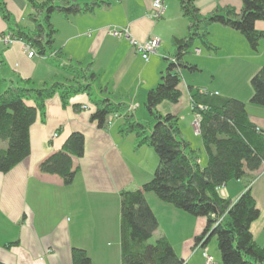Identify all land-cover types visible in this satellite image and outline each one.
I'll list each match as a JSON object with an SVG mask.
<instances>
[{
	"label": "crops",
	"instance_id": "obj_1",
	"mask_svg": "<svg viewBox=\"0 0 264 264\" xmlns=\"http://www.w3.org/2000/svg\"><path fill=\"white\" fill-rule=\"evenodd\" d=\"M2 1L11 20L32 28L27 16L31 12L29 0ZM153 1L108 0L109 5L91 13H53L51 23L56 32L49 56H28L26 44L19 39L3 41L1 37L8 31L9 23L0 13V92L18 77H30L39 85L72 79L77 73L93 74L90 94H75L67 104L61 103L60 96L55 94L44 102V111L37 113L30 125L29 155L9 172L0 173L2 263L73 264L71 251L80 247L91 256L90 264H121L119 194L123 189L140 188L150 180L158 156L148 145L136 148L133 133L117 132L120 116H110L105 126L92 121L90 116L95 110V100L108 97L129 105L138 120L153 123L151 115L144 112L145 107L142 109L146 94L160 81V71L166 68V59L175 47L173 39L188 32L179 0H164L165 11L157 19L151 16ZM242 3L243 0H196L202 13L222 6L239 10ZM114 26L128 27L135 39L159 38L160 44L145 61L128 37L108 34V29ZM255 28L264 31V21L257 20ZM208 30L213 48L194 41L185 59L199 70L181 71L179 100L162 101L156 107L160 113L178 116L183 138L198 152L197 160L202 166L207 164V153L200 134L192 127L190 87L194 90L205 87L219 95L242 100L251 121L264 135V106L250 101V78L264 66V37L257 49L252 50L236 29L215 22ZM57 50L61 53L58 57ZM72 65L76 71L70 69ZM27 104L34 102L29 99ZM74 131L84 135L85 147L82 156L73 159L76 169L73 181L64 184L59 175L42 173L38 166L60 149ZM263 169L264 164L247 180L260 211V216L250 225L260 245L264 244ZM246 179L230 180L219 187V192L235 199L244 190ZM145 198L159 222L153 239L165 235L185 264H204L203 252L212 256L214 264H222L215 243L205 247L194 245V237L206 224L205 217L193 216L164 203L152 192H145Z\"/></svg>",
	"mask_w": 264,
	"mask_h": 264
},
{
	"label": "trees",
	"instance_id": "obj_2",
	"mask_svg": "<svg viewBox=\"0 0 264 264\" xmlns=\"http://www.w3.org/2000/svg\"><path fill=\"white\" fill-rule=\"evenodd\" d=\"M31 12L27 14L32 28L22 27L11 20L7 7L0 0V13L8 25L11 39L22 40L35 55L49 56L52 53L54 34L51 23L53 13L63 15L91 13L110 4L108 0H29ZM179 8L187 20V34L175 37L174 50L166 59V68L160 71V81L150 87L144 107L153 123L138 120L124 102H114L108 97L96 99L95 110L90 116L100 126L107 125L110 116H120L117 132L133 133L135 147H153L158 156L153 177L140 188L123 189L120 199V254L121 264H185L174 251L171 242L163 234L150 239L158 228V219L150 208L145 192H152L162 202L177 207L193 216L206 218L204 229L194 237V245L205 247L212 236L217 239L222 264H264V244L256 242L251 224L260 215L254 194L249 187L254 170L264 164V135L247 114L240 99L213 93H199L190 87L193 103L203 105L197 110L202 120L199 134L207 153V164L198 162V152L183 138L178 116L160 113L156 107L162 101L176 102L180 98L178 84L181 71L199 70L185 56L194 41L212 49L208 40L209 26L220 23L238 30L256 50L264 31L255 28L257 20L264 21V0H243L241 9L222 6L202 13L196 0H179ZM4 33L2 35H4ZM60 56V50L55 52ZM75 66L70 69L76 71ZM86 71L89 70L85 66ZM67 80V81H66ZM36 84L30 77L11 80L0 92V173H7L30 153V125L37 113H42L45 101L58 94L61 103L67 104L73 95L91 93L92 73H77L72 79ZM252 96L250 101L264 106V66L250 78ZM32 99L34 104H27ZM62 147L46 157L38 168L43 173L57 174L64 184L73 181L76 169L73 159L84 152V135L79 131L68 134ZM246 179L244 190L235 199L225 197L219 187L230 180ZM264 226V225H263ZM73 264H90L91 256L83 248L71 251ZM0 264L2 263L0 261Z\"/></svg>",
	"mask_w": 264,
	"mask_h": 264
},
{
	"label": "built area",
	"instance_id": "obj_3",
	"mask_svg": "<svg viewBox=\"0 0 264 264\" xmlns=\"http://www.w3.org/2000/svg\"><path fill=\"white\" fill-rule=\"evenodd\" d=\"M166 8V4L164 2V0H154L152 3V7H151V16L154 17L155 19H157L158 17H160L162 15V13L165 11L164 9ZM108 34L111 36H115V37H128L129 38V42L132 45V47L134 48V50L136 52H138L142 58L145 61H148L150 54L155 53L158 46H159V38H147V40H139V39H135L133 37L130 36L129 32H128V27L124 26V27H118V26H114L108 29ZM1 39L5 42H12L13 39H11L10 35L7 33H4V35H2ZM26 52L28 54V56H33L35 55V51L26 44L25 46ZM213 93V94H217V91H209L207 88H200L199 89V93ZM85 106V105H84ZM190 108L193 111V121H192V127L193 130H195L196 133H199V125H200V121L202 120L201 118V114L200 112L197 110V108L199 109H204L203 105L199 104V103H193V101H190ZM56 133H54L55 135ZM264 171V169H263ZM204 255V264H214V262L212 261V256L208 255L206 252H203Z\"/></svg>",
	"mask_w": 264,
	"mask_h": 264
},
{
	"label": "rangeland",
	"instance_id": "obj_4",
	"mask_svg": "<svg viewBox=\"0 0 264 264\" xmlns=\"http://www.w3.org/2000/svg\"><path fill=\"white\" fill-rule=\"evenodd\" d=\"M205 76H206V75H205ZM142 109L145 110V109H144V106L142 107ZM144 112H145V113H148V111H146V110H145ZM136 118H137V117H136ZM192 119H193V118H192ZM139 120H140V119H139ZM143 122H144V120H143ZM144 123H146V122H144ZM0 145H3L2 141H0ZM154 240H155V239H153V238L151 239L152 242H154ZM212 243H215V245H216V249H217V239H215L214 236H212V237L210 238V241H209L208 244L211 245ZM218 251H219V250H218Z\"/></svg>",
	"mask_w": 264,
	"mask_h": 264
}]
</instances>
